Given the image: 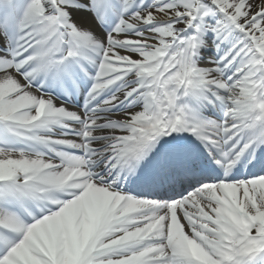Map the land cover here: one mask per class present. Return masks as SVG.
<instances>
[{
    "label": "snow or ice",
    "instance_id": "obj_1",
    "mask_svg": "<svg viewBox=\"0 0 264 264\" xmlns=\"http://www.w3.org/2000/svg\"><path fill=\"white\" fill-rule=\"evenodd\" d=\"M0 264H264V0H0Z\"/></svg>",
    "mask_w": 264,
    "mask_h": 264
}]
</instances>
